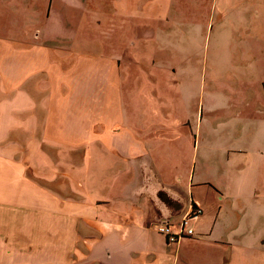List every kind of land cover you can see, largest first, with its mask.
<instances>
[{
  "label": "crops",
  "instance_id": "obj_1",
  "mask_svg": "<svg viewBox=\"0 0 264 264\" xmlns=\"http://www.w3.org/2000/svg\"><path fill=\"white\" fill-rule=\"evenodd\" d=\"M166 3L0 0V264H264V124L234 151L242 176L213 180L197 178V159L181 173L177 144L155 139L166 131L126 118L125 67L141 65L129 45L153 34ZM38 149L94 168L79 162L68 184L74 174H49ZM194 203L192 236L159 233Z\"/></svg>",
  "mask_w": 264,
  "mask_h": 264
},
{
  "label": "rangeland",
  "instance_id": "obj_2",
  "mask_svg": "<svg viewBox=\"0 0 264 264\" xmlns=\"http://www.w3.org/2000/svg\"><path fill=\"white\" fill-rule=\"evenodd\" d=\"M165 2L164 17L152 23L153 34L140 41L134 38L136 45H129L141 65L125 67L123 86L135 105L130 104L135 111L125 113L126 118L151 132L165 130L155 139L168 148L177 144L181 173L192 170L197 159V178L219 180L227 173L241 177L244 164L234 151L250 146L264 124V5L252 0L248 10L234 0H161ZM256 10L260 15L251 17L248 12ZM230 151L233 169L225 163ZM38 152L49 174H74L75 181L68 184H76L79 162L85 163L79 173L94 168L90 158L58 159L43 157L42 149ZM246 169L252 176L253 169ZM78 177L91 182L86 174Z\"/></svg>",
  "mask_w": 264,
  "mask_h": 264
},
{
  "label": "built area",
  "instance_id": "obj_3",
  "mask_svg": "<svg viewBox=\"0 0 264 264\" xmlns=\"http://www.w3.org/2000/svg\"><path fill=\"white\" fill-rule=\"evenodd\" d=\"M201 212L200 207L194 203L191 211L183 217L177 228L171 223L162 222L157 226V229L159 233L163 234L170 242H176L183 237L192 236L195 231L190 225V222L193 218H197Z\"/></svg>",
  "mask_w": 264,
  "mask_h": 264
}]
</instances>
